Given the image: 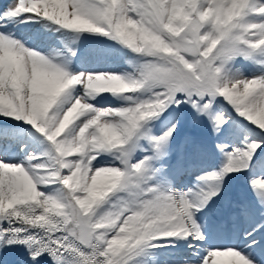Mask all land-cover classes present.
Here are the masks:
<instances>
[{
	"label": "snow or ice",
	"instance_id": "6c2138e0",
	"mask_svg": "<svg viewBox=\"0 0 264 264\" xmlns=\"http://www.w3.org/2000/svg\"><path fill=\"white\" fill-rule=\"evenodd\" d=\"M33 25L61 46L17 34ZM83 34L130 52L128 69L72 70ZM205 117L213 133L243 124V139L218 137L220 166L172 187L164 163L176 145V175L188 171L185 147L203 146L182 130ZM0 121L18 125L0 127V249L22 247L28 264H148L183 241L191 254L175 264H264L252 247L264 221L241 233L247 253L208 243L229 210L264 216V0H10ZM237 174L249 192L232 198Z\"/></svg>",
	"mask_w": 264,
	"mask_h": 264
},
{
	"label": "rangeland",
	"instance_id": "374dc122",
	"mask_svg": "<svg viewBox=\"0 0 264 264\" xmlns=\"http://www.w3.org/2000/svg\"><path fill=\"white\" fill-rule=\"evenodd\" d=\"M9 2L10 0H6V2L3 3V6L4 7L7 6ZM91 37L93 36L83 35L82 37L81 35L80 39L76 42V44L71 45L77 50V54H79L76 56L77 59L82 56H88L90 54L92 57L97 58L99 60L105 59V62L106 60L109 61L108 63L111 64V66L117 67V68L115 67L117 71L128 69V65L126 64L125 61L126 59L131 58L132 54L130 52H127L126 49H120L119 45L115 44L113 41L107 40L108 42H106L105 44L102 41H91L90 39ZM60 39H62L61 35L59 40ZM121 52H127V56H122ZM76 58L72 57L70 61V67L72 66L71 68L74 71L76 70L74 69V66L71 63L74 62L73 60H75ZM242 65L247 67L248 62L240 61L236 67H241ZM245 74L248 73L246 72ZM107 99L110 100L111 97H107ZM218 109L220 111H223V109L219 108V106ZM231 115L233 117L235 116L234 113H232ZM225 116L226 117L228 116L227 112H225ZM229 124L232 126L229 127L223 134L213 133L211 131V124L208 122L207 117L203 119L202 124L197 125V124L187 123L185 125V127L182 130V135L186 134L190 136L194 141L202 144L203 151L200 152L199 154L193 155L191 153L190 147L186 146L184 150L185 151L184 159L180 161V164L183 167H186L188 165H207L211 168H201L200 170L198 169L190 176L189 185L184 184V186L192 187L196 183V179H195L196 176L202 174L204 171H212L214 169H217L220 166L222 157L215 149V144L219 142L217 139L218 137L222 138L224 142H230L239 145L240 140L243 139L241 133L244 126L243 124L238 123L232 119H229ZM24 126L28 127L27 125ZM1 147H3L2 144L0 145V148ZM13 151L15 150L13 149ZM179 158H180V152L176 149V145H173L172 153L164 163V169L168 173V179L170 181H172L171 172L173 169L177 168ZM246 192H249V190L247 189L245 175L237 174L233 179L228 181L226 193L229 197L237 198L239 196H242ZM228 213H230V210L224 213L223 219L225 223L223 224L222 228H227L226 226L229 225L230 223L231 224L233 223L234 226L250 223L253 224L255 228L257 224H260L262 221H264V216L259 215V210L252 212L248 217L240 216L234 221L228 219L229 217ZM226 223L228 224L226 225ZM215 231L217 232V230H214L213 232ZM165 248L166 247H164V249ZM164 249L160 248L153 250L158 255L155 254L154 257L141 258V259H146L148 263L151 260L162 261L164 258L162 257V255H164L163 253ZM24 255H25V251L22 247L13 246L11 248L0 249V264H28L27 261L23 260Z\"/></svg>",
	"mask_w": 264,
	"mask_h": 264
},
{
	"label": "bare ground",
	"instance_id": "6f19581e",
	"mask_svg": "<svg viewBox=\"0 0 264 264\" xmlns=\"http://www.w3.org/2000/svg\"><path fill=\"white\" fill-rule=\"evenodd\" d=\"M4 2H6V0H0V5L3 6ZM17 34L23 39H28L31 45L34 47L46 45L47 41L45 40V38L48 36H51L52 40L57 43V46H61L60 40H59L60 34L58 32H51L49 29H44L40 27L39 25H33V26H28V27L21 26L17 30ZM73 61L74 62H72L71 64L74 66V69L76 71H90V72L117 71L116 70L117 67L111 66V64L108 63L109 61L106 60L105 62V59L99 60L97 58L92 57L90 54L88 56H82L78 59L76 58ZM15 126H18L17 122H12L10 124H7V123H4L3 121H0V127H15ZM22 127L28 128L24 125H22ZM24 139L25 140L29 139V136L27 133L24 134ZM1 144L2 145L4 144L2 140H0V145ZM0 149H2V147ZM26 149H27V145H26ZM27 150H30V149H27ZM14 158L16 157L14 156ZM183 168L188 169V171L180 175H176V168L172 170L171 172L172 187L180 188L184 186V184L189 185L190 176L195 171H197L198 169L200 170L201 168H211V167L207 165H188ZM261 172H264V170H259L256 172V174H260ZM228 223H226V225ZM226 227L227 228L218 229L217 230L218 233L216 231L213 232V234L210 236L208 240V243L223 244V245H229V246L238 245L241 249L244 250L245 253H247L248 250L245 247V242L241 236V233L244 232L245 230L251 231L254 228V225L250 223H245L243 225L234 226L233 223L232 224L230 223ZM253 236L257 238L258 242L262 246H264V230L253 232ZM161 243H164V242L162 241ZM173 243L175 245L174 247H173V244L170 243L171 245L169 244V246H167L165 249L163 248L164 255H162V257L164 258L162 261L151 260L148 264H175V262L179 259V256L176 255L177 252H179L180 255H183L185 257L191 254L192 250L187 249V244L184 243L183 241H174ZM252 247L255 249L254 254L258 258L264 257V247L257 248L255 245H253ZM23 260L27 261L26 254L24 255Z\"/></svg>",
	"mask_w": 264,
	"mask_h": 264
},
{
	"label": "trees",
	"instance_id": "16d2710c",
	"mask_svg": "<svg viewBox=\"0 0 264 264\" xmlns=\"http://www.w3.org/2000/svg\"><path fill=\"white\" fill-rule=\"evenodd\" d=\"M84 36L85 35H88V34H83ZM83 35H82V37H83ZM89 36V35H88ZM91 39V41H102L103 43H105L106 44V42H108L107 41V39L105 38V37H102V36H99V35H96L95 37L93 36V37H91L90 38ZM95 39V40H94Z\"/></svg>",
	"mask_w": 264,
	"mask_h": 264
}]
</instances>
